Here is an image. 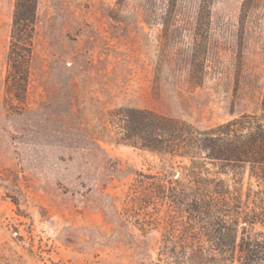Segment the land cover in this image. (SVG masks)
I'll use <instances>...</instances> for the list:
<instances>
[{"label": "rangeland", "instance_id": "1", "mask_svg": "<svg viewBox=\"0 0 264 264\" xmlns=\"http://www.w3.org/2000/svg\"><path fill=\"white\" fill-rule=\"evenodd\" d=\"M15 1L0 0V245L20 264H164L163 230L141 228L127 200L138 172L180 169L116 142L110 111L148 108L202 128L259 112L264 0L212 1L197 85L201 0H38L27 106L12 109Z\"/></svg>", "mask_w": 264, "mask_h": 264}, {"label": "trees", "instance_id": "2", "mask_svg": "<svg viewBox=\"0 0 264 264\" xmlns=\"http://www.w3.org/2000/svg\"><path fill=\"white\" fill-rule=\"evenodd\" d=\"M213 0H201L190 69L200 84L205 69ZM249 4L243 3L246 13ZM38 0H16L6 60V104L27 106ZM121 128L118 143L163 157L171 173H137L127 210L143 229H161L164 264H264V96L261 109L215 126L148 108L110 111ZM115 120V121H116ZM117 123V124H118ZM165 209V210H164ZM22 256L0 245V264Z\"/></svg>", "mask_w": 264, "mask_h": 264}, {"label": "water", "instance_id": "3", "mask_svg": "<svg viewBox=\"0 0 264 264\" xmlns=\"http://www.w3.org/2000/svg\"><path fill=\"white\" fill-rule=\"evenodd\" d=\"M173 176H174L175 178L179 177V176H180V171H179V170H174V171H173Z\"/></svg>", "mask_w": 264, "mask_h": 264}]
</instances>
